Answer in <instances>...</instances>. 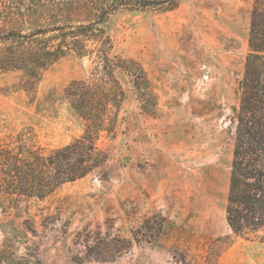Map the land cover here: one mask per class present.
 <instances>
[{
  "label": "rangeland",
  "instance_id": "obj_1",
  "mask_svg": "<svg viewBox=\"0 0 264 264\" xmlns=\"http://www.w3.org/2000/svg\"><path fill=\"white\" fill-rule=\"evenodd\" d=\"M252 4L178 0L173 11L110 19L113 56L143 67L157 106L118 74L126 100L115 134L97 142L106 163L45 199H0V264H264L262 235H235L226 221ZM91 69L67 56L34 94L21 72L0 74V139L31 129L58 149L80 138L84 124L64 91ZM101 239L111 247L91 250Z\"/></svg>",
  "mask_w": 264,
  "mask_h": 264
},
{
  "label": "trees",
  "instance_id": "obj_2",
  "mask_svg": "<svg viewBox=\"0 0 264 264\" xmlns=\"http://www.w3.org/2000/svg\"><path fill=\"white\" fill-rule=\"evenodd\" d=\"M177 6L178 0H0V74L21 72L25 92L36 93L43 74L67 56L92 62L89 77L64 91L84 134L58 149L39 145L31 129L1 138L0 199H45L106 163L97 142L104 133L115 134L126 100L118 74L132 77L135 90L150 92L151 106H157L143 67L113 56L106 25L119 12L173 11ZM248 47L240 104L234 109L237 130L226 221L235 235L261 234L264 239V0H253ZM163 222L154 229L158 234ZM150 224L151 218L146 219L143 228L152 230ZM101 241L90 249L106 252L112 243Z\"/></svg>",
  "mask_w": 264,
  "mask_h": 264
}]
</instances>
